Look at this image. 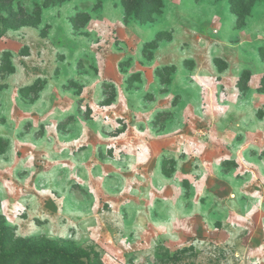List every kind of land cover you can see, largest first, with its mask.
I'll use <instances>...</instances> for the list:
<instances>
[{"label": "rangeland", "instance_id": "rangeland-1", "mask_svg": "<svg viewBox=\"0 0 264 264\" xmlns=\"http://www.w3.org/2000/svg\"><path fill=\"white\" fill-rule=\"evenodd\" d=\"M0 225L93 264H264V0H0Z\"/></svg>", "mask_w": 264, "mask_h": 264}, {"label": "trees", "instance_id": "trees-1", "mask_svg": "<svg viewBox=\"0 0 264 264\" xmlns=\"http://www.w3.org/2000/svg\"><path fill=\"white\" fill-rule=\"evenodd\" d=\"M39 260L54 264H93L92 256L85 251H68L52 244L31 245L13 240L4 226L0 225V264H12Z\"/></svg>", "mask_w": 264, "mask_h": 264}]
</instances>
